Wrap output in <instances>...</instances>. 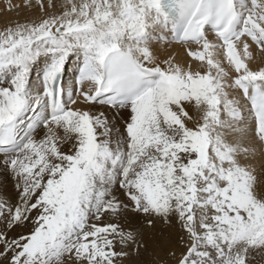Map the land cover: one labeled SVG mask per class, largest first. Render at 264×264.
Returning <instances> with one entry per match:
<instances>
[{
  "label": "snow or ice",
  "instance_id": "snow-or-ice-1",
  "mask_svg": "<svg viewBox=\"0 0 264 264\" xmlns=\"http://www.w3.org/2000/svg\"><path fill=\"white\" fill-rule=\"evenodd\" d=\"M36 4L0 29V264H127L158 225L152 264L264 257V0Z\"/></svg>",
  "mask_w": 264,
  "mask_h": 264
},
{
  "label": "rangeland",
  "instance_id": "rangeland-1",
  "mask_svg": "<svg viewBox=\"0 0 264 264\" xmlns=\"http://www.w3.org/2000/svg\"><path fill=\"white\" fill-rule=\"evenodd\" d=\"M31 4L32 5V9L34 11H39L38 6L36 4V0H28L27 4ZM47 3V2H45ZM13 14L9 15V19H6L7 16L5 15V17L2 15V13L0 12V29H2V26L5 25L6 23H8L7 21H16V16L18 10L17 8L15 9V11ZM30 12V11H29ZM2 16V17H1ZM29 17H31V15L29 16H25L24 18H19V20H26ZM2 18V19H1ZM11 18V19H10ZM72 71L71 65L68 68V72ZM255 174L257 176V179L260 180L261 182H264V160L262 163L259 164V166L254 170ZM3 181V176H0V182ZM9 187H11V185H8ZM175 232H169L165 226L163 225H158L155 232L151 233L148 239V251L146 252H142V254L137 255L136 253H132L128 258H127V264H152L154 255L155 257H161L164 255V249L167 247L168 243H169V237L170 236H174ZM262 259H264V257L261 256V254L257 253L255 254V259H254V264H261Z\"/></svg>",
  "mask_w": 264,
  "mask_h": 264
},
{
  "label": "bare ground",
  "instance_id": "bare-ground-1",
  "mask_svg": "<svg viewBox=\"0 0 264 264\" xmlns=\"http://www.w3.org/2000/svg\"><path fill=\"white\" fill-rule=\"evenodd\" d=\"M27 2H28V0H0V12L2 13V15L4 17H5V15L6 16L8 15L6 19H9V15L13 14L14 12H12V11H15L16 8L18 10V12H16L17 13L16 19H19V18L22 19L28 15L29 16L35 15L38 11L29 10L28 7H25ZM45 2H48V0H45ZM52 2L59 5V4L63 3V0H52ZM10 7H11V10H9ZM7 22H9V20ZM193 50H195V48ZM172 54L175 57H177V59L180 60L181 62H185V63L191 62V63H193V65L198 63V62L192 61L191 57L188 56L187 52L184 49H181L179 46H175V50L173 51ZM70 73L71 72L69 71V74ZM263 160H264V158H258V159L251 161V165L254 168V170L259 166L260 163L263 162Z\"/></svg>",
  "mask_w": 264,
  "mask_h": 264
}]
</instances>
